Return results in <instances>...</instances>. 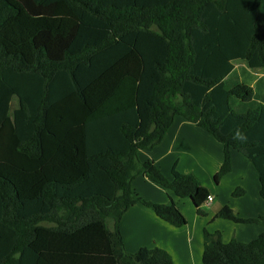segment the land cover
<instances>
[{"label":"trees","instance_id":"obj_1","mask_svg":"<svg viewBox=\"0 0 264 264\" xmlns=\"http://www.w3.org/2000/svg\"><path fill=\"white\" fill-rule=\"evenodd\" d=\"M262 5L0 0V264H177L158 245L129 252L121 230L139 202L173 226L188 223L173 199L149 201L132 188L143 174L179 198L199 195L194 173L174 167L169 179L139 157L176 116L223 144L216 183L237 150L258 171L264 198V100L226 81L236 62L264 70ZM214 218L264 220L229 205ZM202 261L264 264V231L224 242L205 229Z\"/></svg>","mask_w":264,"mask_h":264},{"label":"crops","instance_id":"obj_2","mask_svg":"<svg viewBox=\"0 0 264 264\" xmlns=\"http://www.w3.org/2000/svg\"><path fill=\"white\" fill-rule=\"evenodd\" d=\"M244 67L248 68L245 64L236 62L230 75H240L236 72L238 68ZM249 71L254 74V81L246 83L252 86L264 100V70L249 69ZM187 153L190 158L183 164V157L179 155H187ZM139 157L142 161H154L169 179L173 178L172 169L176 166L183 173H194L201 180L203 187L199 195L179 198L173 191L143 174L138 175L132 182V188L137 194L157 203H169L173 199L184 215L187 212L184 207L192 203L196 211L194 220L197 226L190 227V221L183 227L173 226L158 217L152 208L141 202L136 203L125 212L121 221L125 246L129 252L158 245L169 251L175 261L179 262L180 252L187 251L185 249L188 245L191 255L190 261L187 258L188 264H203L205 229L211 232L221 231L224 242H229L233 238L250 242L264 231V220L262 223H237L214 218L225 205H229L243 218L264 216V198L260 193L261 182L258 171L253 163L237 150L231 152V171L223 176L219 183L215 182L214 177L224 162V146L203 128L181 116H176L161 144L151 150H140ZM201 173L207 177V183L203 182ZM213 181L212 186L215 189L211 190L208 187ZM238 188L244 190L241 197H231L232 191ZM208 195L214 197L209 205L206 204ZM198 209L204 211L205 216L198 214ZM185 231L187 232L184 233Z\"/></svg>","mask_w":264,"mask_h":264},{"label":"rangeland","instance_id":"obj_3","mask_svg":"<svg viewBox=\"0 0 264 264\" xmlns=\"http://www.w3.org/2000/svg\"><path fill=\"white\" fill-rule=\"evenodd\" d=\"M263 10H264V8H263ZM241 63V62H240ZM244 64V63H243ZM235 73V72H234ZM236 73H238V74H240V75H235V74H232V75H230L227 79H226V81H227V83L229 84V85H233V83H236V82H238V81H240V82H244V83H251L252 81H254V74H252L250 71H249V68H246V67H244V68H238V70H237V72ZM246 83V84H247ZM17 104H18V100H17V98H15L14 100H13V102H12V109H14V108H16V106H17ZM192 151H194V149H192ZM179 157H183V164L184 163H186L187 161H186V159H188V158H190V156H188V153H187V155H183V154H180L179 155ZM187 157V158H186ZM192 157H193V155H192ZM174 158H175V156H174ZM175 166H176V163L174 164ZM177 167V166H176ZM174 168V167H173ZM184 168V167H183ZM183 168H181V169H183ZM165 174V173H164ZM201 176H203L202 178H203V182H205V183H207L208 182V180H207V177H205L202 173H201ZM238 176H242L241 174H238ZM237 177V176H236ZM205 178V179H204ZM240 179H242V178H240ZM212 184H211V186H209L208 188L209 189H213L214 188V186H212L213 185V183H214V181L213 182H211ZM215 189V188H214ZM236 190V189H235ZM234 190V191H235ZM234 191H232V192H234ZM231 197H233V198H239V197H241V196H234L232 193H231ZM187 201H189V200H187ZM185 208V211H187L186 212V218H187V220H188V222L190 221L191 222V224H190V227H193L194 225H195V227L197 226V224L195 223V220H194V214H196V211L194 210L195 208H194V206H193V204L191 203V204H189V205H187V206H185L184 207ZM257 208H259V207H257ZM190 218V219H189ZM109 225L111 226L112 225V222L111 221H109ZM236 225V224H235ZM187 231H185L184 233H186ZM195 242V241H194ZM184 248V247H183ZM185 250H187V251H181L180 252V254H181V256L179 257V262H176L177 264H188V260H187V258L189 259L190 257H191V255L189 254V248H188V245H187V248L185 249ZM184 257L186 258V259H184ZM189 261H190V259H189Z\"/></svg>","mask_w":264,"mask_h":264},{"label":"built area","instance_id":"obj_4","mask_svg":"<svg viewBox=\"0 0 264 264\" xmlns=\"http://www.w3.org/2000/svg\"><path fill=\"white\" fill-rule=\"evenodd\" d=\"M214 200V197L212 195H208L206 204L209 205Z\"/></svg>","mask_w":264,"mask_h":264}]
</instances>
